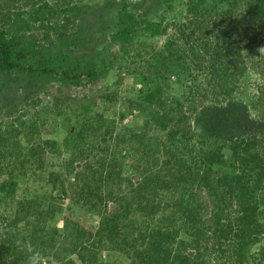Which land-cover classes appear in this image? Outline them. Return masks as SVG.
Segmentation results:
<instances>
[{
    "label": "rangeland",
    "instance_id": "obj_1",
    "mask_svg": "<svg viewBox=\"0 0 264 264\" xmlns=\"http://www.w3.org/2000/svg\"><path fill=\"white\" fill-rule=\"evenodd\" d=\"M0 13L16 49L42 52L28 55L25 64L44 54L60 60L58 72L68 68L71 75L81 74L79 81L61 72L0 74V119L25 113L50 121L51 110L62 114L59 120L63 114L66 118L61 126L47 122L42 128L43 136L59 139L63 149L47 147L42 162L20 177L15 196H0V264H86L85 259L94 258L98 262L91 264H158L163 248L193 238L197 229L207 264H264V188L254 200L257 222L253 219L249 227L236 224L242 213L233 199L227 216H219L217 202L205 188L198 193V185L169 176L156 190H145L143 209L133 213L134 230L122 228L116 235L122 239L113 242L106 234L99 238L100 217L95 213L110 191L119 193L110 197L109 213L126 188V202L139 201L133 192L140 180L134 164L139 144L152 143L144 147V157L155 159L157 154L160 159L148 164L151 174L167 165L165 144L173 128L184 130L185 138L179 140L187 144L180 142L181 149L200 154L204 147L197 134L206 108L242 105L248 114L247 133L260 136L257 148L264 155V0H0ZM126 13L135 18L134 23L127 20L131 30L114 39L127 26ZM151 22L161 26L148 28ZM92 65L96 73H85ZM157 72L162 75L154 82ZM153 92L157 98L150 102ZM161 102L165 109H159ZM155 111L158 122L152 117ZM181 117L188 120L185 126ZM69 143L85 147L89 165L77 159L79 152L66 149ZM72 156L67 165L74 170L68 172L63 164ZM112 165L116 171L109 174ZM76 169L91 173L89 187L82 189V180L73 181ZM98 172L103 179H95ZM74 222L83 226L81 238L74 233ZM96 241V249H84ZM190 250L186 252L196 254Z\"/></svg>",
    "mask_w": 264,
    "mask_h": 264
},
{
    "label": "trees",
    "instance_id": "obj_2",
    "mask_svg": "<svg viewBox=\"0 0 264 264\" xmlns=\"http://www.w3.org/2000/svg\"><path fill=\"white\" fill-rule=\"evenodd\" d=\"M200 2L202 4L203 0H200ZM193 9L196 13L200 11L199 5L197 4L193 6ZM125 16L123 21L124 25L129 24L127 20L134 23L135 18L132 15L126 13ZM0 17L2 18L0 19V74L18 70L26 72L28 75L34 77L36 74L45 73L60 75L59 72H61V75L64 74V76L73 79V81H79L81 74L71 75L67 72L68 68H62L58 72L56 67L60 60H51L44 54L41 55L40 59L25 64L24 59L27 60L28 55L33 56V54L37 55L42 52L38 51V49L25 47L16 49L14 37L9 38L7 30L2 27V21L6 19V17L4 15L2 16L1 13ZM129 25L118 30V32L113 35L114 39H119L118 37L123 36L124 33H128L131 30ZM159 26H161L160 23L151 22L148 28ZM250 56L251 54L247 53V57ZM260 57L263 62L264 55ZM63 58L65 59V56H63ZM67 67H69V64H67ZM70 67L73 68L72 66ZM94 69L92 65L87 67L84 72L94 75V73H96ZM161 75V72L154 73V82L157 81ZM122 81L123 76H119L118 82L122 83ZM145 85L147 86V83H145ZM156 98V93L153 92L150 94V102H155ZM158 105L159 109L166 108V106H163L162 102ZM47 112L51 115L49 117L50 121L47 117L44 118V121L40 118L35 119L34 117H26L25 113L17 114L9 121L0 119V196L3 199L13 198L15 196L20 177L25 175L29 167H33L34 164L39 163L40 160L42 162L47 147L56 152L63 149L64 145H61L59 139L43 136L42 128L47 122L48 124L50 122H52V124L59 123L60 126L65 124L63 122V120L66 119L65 115L63 114L62 119L59 120L57 115L62 114L57 112L55 114L52 110ZM247 116L246 109L235 102L230 103L229 106L226 107L215 106L206 108L202 117V132L197 134V136L201 138L198 144H201L204 148L201 149L200 154L197 153L196 155L189 152L187 153L181 149L180 142L183 143L181 144L182 146L187 144L179 140V137L185 138L184 130L178 127L171 129L166 138L169 143L165 144L166 153L169 154L167 165L160 167V172H165V178L160 172L151 174V171L148 169V164L151 160L154 161L153 164H151L152 166L154 163H160L157 154L155 155V159L153 156L151 158L144 157L148 152V150L144 152V147H152V143H145L144 145L139 144V146L135 148L139 153V157L134 158V164L138 166L137 170H139L138 176L140 180L135 188H133V192L139 201L137 204L126 202V198L129 196L126 188L125 191L120 193L116 197V200H114L117 205L115 210L109 213L107 212V208L108 203L111 201L110 197L112 198L114 194H118L119 190L110 191L111 196H106V200L103 199V196H100V194L103 193V191H100V202L103 204L101 206L97 205L95 212L96 215L100 217V224L97 231L99 238H104V234H106L107 238L113 242L122 239L116 236L119 233L122 234V228L123 230L128 228V233H132L134 230L133 224L135 222L133 213L143 209V193L147 188L156 190L163 185L162 182L169 181L166 179L168 176L172 181L175 180L180 183L190 181L193 187L198 185V188L195 189L198 193L205 188L210 199L217 202L219 216H227L224 212L230 209L234 202H236L242 213L239 218L240 220L238 219L236 224L249 227L253 219L257 222L259 213L254 200L258 198V191L264 188V155L257 148V145L260 143V136L247 133L249 127ZM152 117L158 122L160 119L159 112L155 111V115ZM180 121L185 126L188 120L186 117H181ZM103 139L106 138L104 137ZM157 146H160V144ZM69 147L71 151H73V154L79 152L77 159H85V165H89L90 162L87 158L90 156L85 152V147L80 144H66V149ZM156 148L157 147H155V149ZM155 152H157V150ZM141 158L143 161L140 164ZM73 160L74 157L72 156L70 161L67 160L63 164L69 169L67 170L68 172L74 170L73 165L71 167L67 165V163H72ZM169 164L171 165L169 166ZM115 169L116 167L112 165L107 168V172L111 174V172L116 171ZM72 174L74 176L73 181H83L82 189L83 187H89V180L92 179L90 172L84 174V172L76 169L75 173L72 172ZM106 177L108 176L106 175ZM108 178L110 182L115 183L111 176ZM95 179H103V172H100ZM128 181L132 183L131 180ZM119 184L120 182H118V186ZM91 188H93V185ZM96 188H98V190L101 189L99 186ZM218 188H220V190ZM131 191L132 189H130V192ZM88 194H90L88 195L90 198L86 199V204L89 205L92 191H89ZM196 195L197 193L193 192L192 198ZM113 199H115V197H113ZM62 200H65V198ZM72 204H79V201H72ZM154 217L155 214L151 216V218ZM166 217L167 216L164 218L166 219ZM121 220H124L122 225ZM74 225L77 227L76 231H74L76 237L81 238L83 226H80L78 222H74ZM212 227L213 226H209V229ZM216 227L218 228V226ZM120 234L118 236H120ZM72 235L71 232L67 235V238L70 239ZM156 236V233L151 235V237ZM140 237L145 238L143 235ZM192 237L193 238H183L175 247V242L172 243L174 254L171 247L163 248L160 258H158V264H169L170 262V264H207L205 253L201 250L202 238H200L198 229L193 231ZM215 241L222 245L221 238H215ZM99 243L100 241L93 243L92 248L86 245L83 247L85 250H94ZM190 249H196V254L194 255L193 252V254L186 252V250ZM94 259V261L92 259L90 261L85 259V262L86 264H91V262L97 263V258ZM101 264L105 263L103 262Z\"/></svg>",
    "mask_w": 264,
    "mask_h": 264
}]
</instances>
